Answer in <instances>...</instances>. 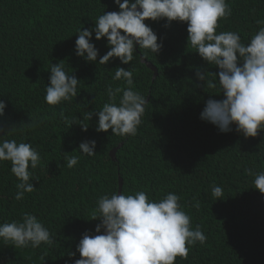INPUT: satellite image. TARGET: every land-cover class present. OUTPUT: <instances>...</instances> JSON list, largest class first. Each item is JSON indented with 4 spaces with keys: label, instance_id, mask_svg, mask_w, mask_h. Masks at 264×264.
<instances>
[{
    "label": "trees",
    "instance_id": "1",
    "mask_svg": "<svg viewBox=\"0 0 264 264\" xmlns=\"http://www.w3.org/2000/svg\"><path fill=\"white\" fill-rule=\"evenodd\" d=\"M229 3L232 15L220 21L218 31L238 30L247 43L257 30L255 20L264 19V0ZM112 11H119L114 0H0V100L7 105L0 135L24 124L23 134L17 130L5 138L31 142L41 156L32 170L36 191L25 193L22 201L14 199L18 181L10 163H0V223L29 212L55 234L50 248L17 249L0 242V264H73L68 252H75L83 233L94 234L99 223L91 221L96 201L120 189L125 194L145 191L154 200L169 192L181 197L192 226L199 225L207 241L176 264H264V195L245 172L264 171V132L245 139L235 125L220 133L199 118L209 98L223 97L218 88L196 87V69L219 70L187 45L186 23L174 21L165 28L164 20L145 21L163 48L156 56L137 46L130 65L118 58L99 64L110 49L106 38L96 41L94 33L97 62L78 57L77 31L94 28L98 16ZM144 61L157 69V76ZM57 63L80 81L78 96L50 106L45 87L50 66ZM117 68L134 69V87L149 102L134 137L98 133V117L83 119L108 102V85L125 86L112 79ZM37 117L39 127L30 128L27 123ZM81 123L89 125L86 132ZM85 140L96 141L97 155L74 152ZM66 154L81 155L72 169L63 166ZM212 185L223 188L221 200L212 197ZM79 258L77 253L74 259Z\"/></svg>",
    "mask_w": 264,
    "mask_h": 264
},
{
    "label": "clouds",
    "instance_id": "2",
    "mask_svg": "<svg viewBox=\"0 0 264 264\" xmlns=\"http://www.w3.org/2000/svg\"><path fill=\"white\" fill-rule=\"evenodd\" d=\"M119 11L104 12L96 18L92 29H79L75 41V54L86 62L96 63L98 50L91 42L106 38L109 51L100 57L99 64L107 65L118 58L124 65H130L134 53L147 50L159 54L163 43L145 21H166L187 24V45L210 67L218 72L196 69L195 77L209 89L218 88L221 100L209 98L200 114V119L214 125L220 133H229L235 125L237 133L245 139L256 138L264 132V19H256L257 30L247 43L242 41L240 32L218 31L220 21L232 15L229 0H114ZM145 52V55L147 54ZM49 84L45 87L44 101L50 106L71 102L77 97L80 81L75 75L67 74L62 63L50 66ZM134 69H115L114 81H123L124 87L108 85L105 89L108 102L97 111H89L83 119L91 121L98 117L96 132L124 137L137 135L147 102L134 87ZM118 100V102H117ZM7 105L0 100V118L5 116ZM64 117L63 111L60 113ZM30 128L39 127V117L30 119ZM83 131L89 125L80 124ZM23 126H12L6 134L0 135V163H10L11 174L17 179L14 199L22 201L25 193L36 191L33 171L41 164V156L31 142L23 139L5 138ZM96 141L80 143L83 156L96 154ZM81 155H65L68 169L74 168ZM31 169V170H30ZM252 177L254 189L264 195V171L253 172L245 169ZM211 195L221 200L224 190L219 185L211 186ZM181 197L169 192L159 200L150 199L145 191L134 194H105L96 201L91 221H99L94 234L84 232L75 252L67 257L73 264H176L177 258H188L189 252L198 243L204 245L207 236L199 225L191 224V216L180 203ZM199 208V202L194 205ZM0 242L11 244L17 249L41 246L52 247L55 234L36 215L25 212L18 220L0 223ZM79 259H74L76 254ZM47 253H45L46 255Z\"/></svg>",
    "mask_w": 264,
    "mask_h": 264
},
{
    "label": "water",
    "instance_id": "3",
    "mask_svg": "<svg viewBox=\"0 0 264 264\" xmlns=\"http://www.w3.org/2000/svg\"><path fill=\"white\" fill-rule=\"evenodd\" d=\"M144 63H146V64L148 65V67H149L152 71H154L155 76H157V69H156L153 65L147 63L146 61H144ZM115 153H116V151H113V152H112V156H113V157H115ZM121 186H122V180H121ZM119 193H121V189H120Z\"/></svg>",
    "mask_w": 264,
    "mask_h": 264
}]
</instances>
